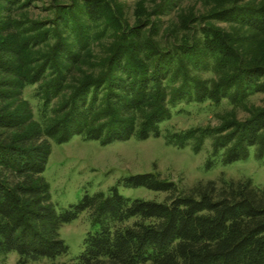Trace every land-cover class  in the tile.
<instances>
[{
	"label": "trees",
	"instance_id": "16d2710c",
	"mask_svg": "<svg viewBox=\"0 0 264 264\" xmlns=\"http://www.w3.org/2000/svg\"><path fill=\"white\" fill-rule=\"evenodd\" d=\"M174 1L159 0L129 24L119 0H0L1 257L14 254V264H264V189L249 180L182 190L142 173L60 212L50 199L43 173L51 142L157 138L182 99H229L247 117L231 110L215 128L172 137L175 145L194 139L199 151L210 139L211 156L221 153L223 164L249 148L263 158L264 102H244L264 95V1L222 0L162 28L159 16ZM208 69L203 80L197 73ZM118 186L165 196L130 199ZM84 213L92 231L78 255L58 262L69 252L59 230Z\"/></svg>",
	"mask_w": 264,
	"mask_h": 264
},
{
	"label": "rangeland",
	"instance_id": "374dc122",
	"mask_svg": "<svg viewBox=\"0 0 264 264\" xmlns=\"http://www.w3.org/2000/svg\"><path fill=\"white\" fill-rule=\"evenodd\" d=\"M222 0H176L167 6L159 16L160 26L168 28L176 26L180 19L189 15L205 14ZM248 2L253 0H247ZM264 0H254L262 2ZM122 5V16L129 24L133 23L139 11L148 13L159 0H119ZM37 6H41L37 3ZM33 14H38V10ZM224 26V24H216ZM203 80L212 76L210 69L197 73ZM26 99L33 107L35 120H38L37 102L26 90ZM264 95L253 93L248 95L247 105L262 106ZM234 110L238 120H244L247 114L241 108L233 107L229 99L221 100L218 105L196 103L182 99L170 107L168 120L159 127V136L139 141L135 137L125 142L102 145L99 142H87L81 137H73L64 144L50 143L43 178L49 186L50 199L57 212L76 204L84 195L105 192L121 177L153 173L160 179L171 181L179 189L185 190L196 183L207 181L249 180L255 188L264 189V152L258 157L255 148H249L246 156L230 164L222 163V155L211 156V140L205 139L194 151V139H189L184 146L175 145L172 137L181 135L195 128H215L220 123V116ZM171 139V142H170ZM120 195L126 198L162 201L164 194H157L145 189H124L117 187ZM92 231L87 214L80 215L75 221L66 224L59 230V236L68 246V255L58 258L65 262L79 254L81 242L85 234ZM16 257L9 254L0 256V264H14ZM45 264V263H40Z\"/></svg>",
	"mask_w": 264,
	"mask_h": 264
}]
</instances>
